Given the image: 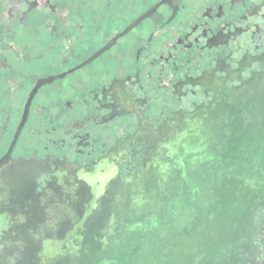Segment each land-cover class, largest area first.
<instances>
[{"label": "flooded vegetation", "instance_id": "1", "mask_svg": "<svg viewBox=\"0 0 264 264\" xmlns=\"http://www.w3.org/2000/svg\"><path fill=\"white\" fill-rule=\"evenodd\" d=\"M262 73L264 0H0V205L48 172L127 177L151 133Z\"/></svg>", "mask_w": 264, "mask_h": 264}, {"label": "water", "instance_id": "2", "mask_svg": "<svg viewBox=\"0 0 264 264\" xmlns=\"http://www.w3.org/2000/svg\"><path fill=\"white\" fill-rule=\"evenodd\" d=\"M262 80L159 127L127 177L100 162L66 188L48 172L12 191L18 208L0 205V264L250 261L264 210ZM56 205L65 209L52 218Z\"/></svg>", "mask_w": 264, "mask_h": 264}]
</instances>
